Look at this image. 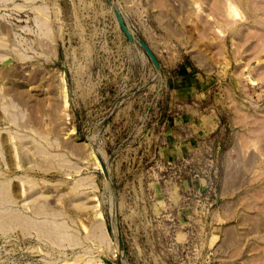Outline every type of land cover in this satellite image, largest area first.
Returning a JSON list of instances; mask_svg holds the SVG:
<instances>
[{
  "label": "rangeland",
  "instance_id": "374dc122",
  "mask_svg": "<svg viewBox=\"0 0 264 264\" xmlns=\"http://www.w3.org/2000/svg\"><path fill=\"white\" fill-rule=\"evenodd\" d=\"M118 220L124 264H264V0H0V264H122Z\"/></svg>",
  "mask_w": 264,
  "mask_h": 264
},
{
  "label": "crops",
  "instance_id": "0c3cea01",
  "mask_svg": "<svg viewBox=\"0 0 264 264\" xmlns=\"http://www.w3.org/2000/svg\"><path fill=\"white\" fill-rule=\"evenodd\" d=\"M187 122L188 121H186V123ZM177 124H178V129L185 128V130H187L189 126V125L184 124L183 118H181V120L179 119V121H177ZM164 135L166 136L165 139L169 141L168 144L171 143L172 147L176 149L177 153L181 155H184L185 151L189 148L190 144H192V141H193L191 133L184 134L183 132H179L178 130H176L175 127H171V125H168L166 127V133ZM167 158L170 159V155H168Z\"/></svg>",
  "mask_w": 264,
  "mask_h": 264
},
{
  "label": "water",
  "instance_id": "95a60500",
  "mask_svg": "<svg viewBox=\"0 0 264 264\" xmlns=\"http://www.w3.org/2000/svg\"><path fill=\"white\" fill-rule=\"evenodd\" d=\"M116 16H117V20L120 24V26L122 27L123 31L125 32V34L128 36V38L133 41L134 38L131 36L130 32L128 31L123 19L121 18L120 14L118 11H116ZM146 50V52L148 53V55L151 57L152 61L154 62L156 68L158 70H160V65L155 57V55L153 54L152 50L150 49V47L142 40H137ZM101 167H102V171L105 175V177L107 178V180H110V175H109V171L107 166L104 164V162L101 160ZM119 216V212L117 211V217ZM117 243H118V250L121 251L123 248H125V241H124V237H123V233H122V226L120 221L118 220L117 222Z\"/></svg>",
  "mask_w": 264,
  "mask_h": 264
},
{
  "label": "bare ground",
  "instance_id": "6f19581e",
  "mask_svg": "<svg viewBox=\"0 0 264 264\" xmlns=\"http://www.w3.org/2000/svg\"><path fill=\"white\" fill-rule=\"evenodd\" d=\"M230 5L232 6V4H230ZM236 11H237V10L235 9V6H232V11H230V13H231V14H234ZM91 152H92V151H91ZM92 155H93V154H92ZM92 155H91V156H92ZM93 157H94V156H93ZM124 252H125V248H123L121 251H119V256H120V259H121V261H122V264H124V262H123V258H122Z\"/></svg>",
  "mask_w": 264,
  "mask_h": 264
}]
</instances>
